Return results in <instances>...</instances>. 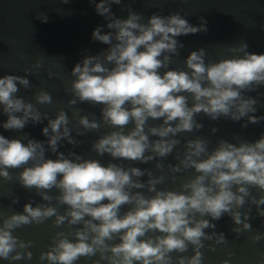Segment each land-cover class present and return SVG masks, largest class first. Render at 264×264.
Listing matches in <instances>:
<instances>
[{
  "label": "clouds",
  "instance_id": "clouds-1",
  "mask_svg": "<svg viewBox=\"0 0 264 264\" xmlns=\"http://www.w3.org/2000/svg\"><path fill=\"white\" fill-rule=\"evenodd\" d=\"M89 4L106 22L91 38L107 47L95 55L84 50L64 86L70 98L54 115L41 110L54 104L47 90L35 91L31 101L17 95L33 87L28 76L39 74L42 59L23 76H0V113L6 116L0 128L22 133L11 139L0 134V199L19 204L5 184L34 194L22 211L0 206V261H32L34 241L16 232L51 221L54 234L38 264H204L203 250L221 245V264H231L234 252L225 233L216 231L217 221L227 216L237 238L247 233L252 244L264 240L251 223L259 217L264 227V132L251 141L218 138L210 147L208 137L196 134L204 128L198 118L241 128L264 122L257 115L264 106L258 91L264 88V53L248 51L241 41L214 61L201 47L185 57L183 68H172L184 48L178 38L208 32L203 16L198 25L180 12L156 11L145 20L124 0ZM112 5L126 17H117ZM35 18L48 22L42 11ZM47 74L62 79L61 71ZM81 104L99 106V118L84 114ZM30 123L44 125V140L23 131ZM89 133L99 135L86 158L73 149L84 143L77 137ZM65 144L71 148L60 151ZM91 153L111 159L104 164ZM257 264H264V253Z\"/></svg>",
  "mask_w": 264,
  "mask_h": 264
},
{
  "label": "water",
  "instance_id": "water-1",
  "mask_svg": "<svg viewBox=\"0 0 264 264\" xmlns=\"http://www.w3.org/2000/svg\"><path fill=\"white\" fill-rule=\"evenodd\" d=\"M124 3H130L133 10L144 15L145 20L156 11L163 15L174 12H180L181 15L187 14V19L193 25H198V16H203L207 20L208 32L178 38L184 44V48L181 49L180 56L174 58L175 62L170 65L172 68H183L185 57L191 51L201 47L206 48L208 58L214 61L222 56L231 55L226 53L225 49L241 41L248 43V51L264 53V31L261 30V25H264V0H124ZM37 11L47 13V23H41L35 18ZM112 11L120 18H125L127 15L126 11H120L118 5H112ZM105 23L103 17L96 14L94 6L89 4V0H69L67 4H63L61 0H0V76L4 74L23 76L25 68L30 67L38 58L42 59L44 66L39 74L28 76L33 87L28 90L21 88L17 95L31 101L35 91L47 90L52 95L54 104L41 110L49 111L50 115H54L56 106L66 104L70 98L65 94L64 86L72 79L70 71L85 54L84 50H87V54L95 55L107 47L91 38L93 30L97 26H104ZM103 30L108 31L106 27ZM53 64L61 67L53 68ZM49 69L61 71L62 79L56 77L49 79L47 74ZM258 91L264 93V88ZM249 95L257 96V93H249ZM259 99L261 105H264V95ZM78 107L84 109V114L94 113L99 118V106L81 104ZM65 110L71 116V112L67 108ZM257 115H264V106L259 108ZM198 119L204 124V128L196 134L208 137L211 141L210 147L215 145L218 138L231 141L234 135H241L251 141L259 138L261 132H264V122L260 125L249 124L247 128H241L240 123L229 120H221L217 123L210 122L202 116ZM4 120L6 116L0 113V122ZM213 125L219 129L215 135L209 131ZM43 126V124L30 123L23 131L32 138L44 140L45 137L41 134ZM0 134L9 139L22 135V133L6 131L3 128H0ZM97 135L99 133L77 137L84 143L73 150L87 158L91 147L90 141ZM69 148L71 146L65 144L60 151H66ZM46 156L55 159V155L50 152L46 153ZM91 157L100 159L104 164L111 159L107 155L97 157L95 153H91ZM168 160L174 162L171 156ZM134 166L152 167L151 164H135ZM4 187L10 188L20 198L19 204L15 205H11L9 198L0 199V206L5 210H9L11 205V210L22 211L23 205L29 197L34 195L15 183L5 184ZM35 199L39 200V197ZM125 210L126 208L122 209V211ZM251 223L253 229L264 232L261 218L257 217ZM50 224L51 221H48L45 225L17 230L16 235L25 240H33L35 247L31 249L34 253L32 261H19L16 264H38L36 257L40 251L46 250L49 238L54 234L49 227ZM216 224V231L225 233L229 247L234 252L231 264H257L259 254L264 253V240L258 244H252L247 239V233L237 238L230 231L232 221L227 216ZM203 251L205 252L204 264H221V261L226 258L223 245L217 246L215 252H209L206 249ZM0 264H7V262L0 261ZM77 264H90V262L82 259Z\"/></svg>",
  "mask_w": 264,
  "mask_h": 264
}]
</instances>
